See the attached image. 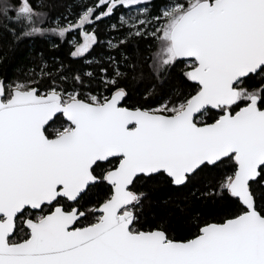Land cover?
<instances>
[{
  "label": "snow or ice",
  "instance_id": "snow-or-ice-1",
  "mask_svg": "<svg viewBox=\"0 0 264 264\" xmlns=\"http://www.w3.org/2000/svg\"><path fill=\"white\" fill-rule=\"evenodd\" d=\"M0 19L78 62L0 76V264H264V0H0ZM158 185L183 231L145 226Z\"/></svg>",
  "mask_w": 264,
  "mask_h": 264
},
{
  "label": "trees",
  "instance_id": "trees-1",
  "mask_svg": "<svg viewBox=\"0 0 264 264\" xmlns=\"http://www.w3.org/2000/svg\"><path fill=\"white\" fill-rule=\"evenodd\" d=\"M45 3H50L51 0H44ZM50 11L55 15L58 12L63 11L62 8L53 7ZM0 23H3L0 19ZM49 45L44 40L36 38L34 40H26L19 44L13 43L12 37L3 33L0 29V56L3 57L0 60V76L14 77L18 74H22L27 71V68L31 66L30 57H35L38 52L46 51ZM68 48L62 47L58 52L52 53L47 52L49 56L55 55L57 59H63L66 63L78 66V62L72 61L68 55ZM150 49L142 47V56L147 58ZM150 60L145 59L142 68L138 71H142L145 76L149 73ZM178 79V74L173 73L163 87H172ZM153 80L143 79L137 80L132 84V102L140 101V94L144 88L149 84L153 83ZM142 102V101H141ZM149 200L145 202L143 209L145 226H151L156 223H163L165 221L170 222L176 227L177 231L184 230V223L181 213L178 210L177 205L180 203L181 193H177L169 190L163 185H158L149 190ZM186 194V193H185ZM210 207V206H209ZM207 212L208 209L206 208Z\"/></svg>",
  "mask_w": 264,
  "mask_h": 264
}]
</instances>
